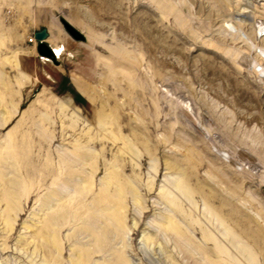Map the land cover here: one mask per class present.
<instances>
[{"label": "rangeland", "instance_id": "rangeland-1", "mask_svg": "<svg viewBox=\"0 0 264 264\" xmlns=\"http://www.w3.org/2000/svg\"><path fill=\"white\" fill-rule=\"evenodd\" d=\"M216 261L264 264V0H0V264Z\"/></svg>", "mask_w": 264, "mask_h": 264}, {"label": "water", "instance_id": "water-1", "mask_svg": "<svg viewBox=\"0 0 264 264\" xmlns=\"http://www.w3.org/2000/svg\"><path fill=\"white\" fill-rule=\"evenodd\" d=\"M78 39H83L84 36L81 34H77L74 32ZM34 37L37 41L36 50L40 56H45L50 58L55 64H57V60L55 59L53 49L49 44H47L46 39L48 37V32L46 28H42L36 32H34Z\"/></svg>", "mask_w": 264, "mask_h": 264}, {"label": "bare ground", "instance_id": "bare-ground-1", "mask_svg": "<svg viewBox=\"0 0 264 264\" xmlns=\"http://www.w3.org/2000/svg\"><path fill=\"white\" fill-rule=\"evenodd\" d=\"M48 37H49V34H48ZM48 37H47V39H48ZM46 39V40H47ZM35 44V43H34ZM52 49H53V53H54V56H55V59H57L58 58V56H59V53L61 52V49L60 48H58V50H57V47H51ZM41 58H43V60H46V61H50V59L49 58H46L45 56H41ZM17 59V58H16ZM12 60H14L15 61V59H13L12 58ZM52 61V60H51ZM11 63V62H10ZM15 64H16V66H18V63L17 62H15ZM13 68V67H12ZM19 68V67H18ZM49 219H50V217H49ZM48 219V220H49ZM51 220H52V218H51ZM57 220V219H56ZM120 223V222H119ZM52 225V224H51ZM51 225H50V223H48L47 221H45L44 222V225H43V228H42V230H41V237L42 238H44L45 239V241H46V246H47V244H48V242H47V239H48V237H47V235L49 236V234H50V236H52L53 234H54V232H55V230H53V232H50V228H51ZM227 232V234H228V230L226 231ZM228 238V237H227ZM54 241V240H53ZM217 242H215L214 243V248L212 249V254H215L216 255V258H218V255H220V253H222L223 252V250H222V248H221V246H220V244H216ZM56 244V243H55ZM48 245H50V244H48ZM214 255V256H215ZM214 264H220L219 262H215Z\"/></svg>", "mask_w": 264, "mask_h": 264}, {"label": "built area", "instance_id": "built-area-1", "mask_svg": "<svg viewBox=\"0 0 264 264\" xmlns=\"http://www.w3.org/2000/svg\"><path fill=\"white\" fill-rule=\"evenodd\" d=\"M29 41L30 42H34V43H37V41H36V39H35V37L33 35L31 36V38H29Z\"/></svg>", "mask_w": 264, "mask_h": 264}, {"label": "trees", "instance_id": "trees-1", "mask_svg": "<svg viewBox=\"0 0 264 264\" xmlns=\"http://www.w3.org/2000/svg\"><path fill=\"white\" fill-rule=\"evenodd\" d=\"M82 97L80 96V98H79V96L77 97L76 95H75V100L77 101V100H79V99H81ZM82 100H83V98H82Z\"/></svg>", "mask_w": 264, "mask_h": 264}]
</instances>
